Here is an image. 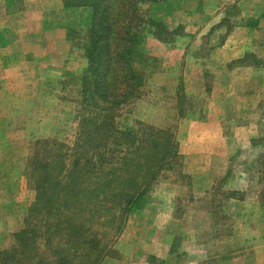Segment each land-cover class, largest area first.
Returning a JSON list of instances; mask_svg holds the SVG:
<instances>
[{
    "label": "rangeland",
    "instance_id": "rangeland-1",
    "mask_svg": "<svg viewBox=\"0 0 264 264\" xmlns=\"http://www.w3.org/2000/svg\"><path fill=\"white\" fill-rule=\"evenodd\" d=\"M119 1L121 2V0H116L113 5L116 11H119L117 3L121 5ZM123 1L121 2L123 9L124 7L131 9L132 5L138 7V9L136 8L138 12H134L136 16H132V20L129 19L132 22L131 26H138L135 29L136 50L144 54L140 50L141 41L150 34H154L162 40L169 38V21L171 19L169 20V15L166 14L167 11L150 12L144 8L146 2L135 3V0H130L129 5H124ZM163 1L165 0H159L157 3L160 4ZM252 5L248 2L247 9L240 5L238 11H233L230 14H237L236 22L242 25L245 24L247 17L241 18V14L246 12V16L249 17L250 21L257 24L255 28L250 29V35L248 36L249 38L253 36L255 53L239 60V62L232 63L229 68L221 69V71L215 70L217 72L215 76L218 77L216 79L217 83L221 82L223 85L230 83L228 91L221 94L215 93L218 100L223 95L222 100L227 103L226 107L222 108V115L223 117L232 115L231 126L237 124L238 128L234 134L235 139L225 140L221 149L222 155L218 161L220 167L217 166L222 172L221 176L214 177L213 180L210 179V176L214 174L209 173L210 176L206 179L207 187L210 182L215 183V187L206 192V197L214 196L216 200H222V203L215 205L206 203L207 212L220 213V215L216 214L215 217L213 214L207 215L205 221L207 228L205 238L207 241L205 243L207 261H223V259H227L225 256L229 258L231 250V258L237 259V264H246V259L249 258L252 252V250L247 251L248 247L259 249L257 252L259 260L264 255L261 251L264 249V219L260 214L262 209L259 208V214L255 213L252 218L251 209L246 206L247 200L252 201L254 199L253 201L256 203L264 195V49L262 47L264 30L261 27L262 11L260 8L255 7V4ZM228 28L229 24L221 29V32L213 31L215 34L213 42L207 44L208 47L212 44L217 45V40L221 38L223 33H228ZM29 30L25 31L26 34ZM18 32L14 30L15 34ZM86 35L88 39L85 41L84 46L87 48L91 40L88 32ZM0 39L4 42L6 40L4 30L0 33ZM22 39L30 43L26 36ZM1 46L2 43H0ZM30 46L31 44L26 45L29 49ZM142 47L145 51L165 53L168 51L169 44L148 47L143 43ZM197 49H199L196 50L197 52L205 53L207 46L202 45ZM2 62L11 65L14 69L13 75L9 77H11L13 87L18 89L0 92V251H7L6 256L9 257L13 254L11 248L15 245V235L26 228V217L36 200V188L38 186L45 185L48 196L53 194L55 197L58 194L53 190L54 182L61 179L70 181L73 179L72 177H76L78 184L83 185V188L90 190V185H93V182L101 183L102 180L109 183L112 190L113 185L120 183L121 180L128 181V179H131L136 167L145 170L148 168L155 169L161 163L169 165L163 160L152 161L153 156L150 155L152 142L155 141L157 145H160L164 137L160 133L155 139L154 136L149 134V132L151 133L150 127L154 130L169 128V124L151 121L153 116L154 119H163L161 115L152 114V108L158 110L156 107L159 106L158 112H165L166 108H160V106L161 104L167 105L164 94L152 92L151 87L159 83L169 82V80L166 81L164 76L152 79L146 74L151 66L159 74H163L162 71L168 66L166 61L155 59L152 63L149 62L147 57L139 60L136 69L143 75L142 85L137 87L139 96L133 101L127 100L126 103H102L103 100L100 99V96L94 98L88 90V88L92 90L93 82L89 75L86 76V69L78 76H73L67 71L63 75H49L46 72L45 77L43 75L40 81H37L38 77H35L36 74L34 73L38 69L34 67L27 70L14 68L12 64H16L17 61L12 56L8 57L7 60L3 59ZM235 67L246 69H241L230 75L231 70ZM27 72H33V74H27ZM23 82L28 83L21 85ZM21 87L26 91L22 90ZM29 88L32 90H28ZM95 99L98 104L95 103ZM185 99L186 95L184 96ZM205 99L207 97L199 98L196 93L192 92L188 96L189 105H195L197 100H199L197 104L200 105ZM152 101L157 102L158 106L153 105L152 107ZM136 103L138 104L136 105ZM101 107L108 109L106 113L112 117L114 130L109 134L105 152L99 149L98 154V152H94L95 145L99 142L95 138L100 136L101 132L98 129H96L97 131L94 130V125L103 118ZM97 115L100 116L92 125L87 127L95 118L94 116ZM228 119L230 120L229 117ZM229 127L230 125L227 123L223 125V131L227 135L230 133ZM86 132V141L79 147L78 139L82 137L85 140ZM251 139H253L252 143ZM167 140L169 142V137ZM72 149H76V151L71 152ZM124 152L128 153L123 155ZM72 159L77 161L76 167H73ZM101 161L104 165L103 170H95L93 165L95 164V167H98ZM177 171L175 169L170 174L169 171L162 174L159 171L157 173L158 177L161 174L159 181L153 188L150 186L139 201L144 200L149 195L151 198V195L172 194L171 191L174 190L170 189L169 191V179L177 178V173L173 174ZM142 175V173H139L137 176L139 178ZM137 181L139 182L138 179ZM141 181H143V177ZM154 182L155 180L152 183ZM46 191L42 190L41 192L46 194ZM82 193L84 192L82 191ZM110 196H114L113 190L110 192ZM229 197L237 199L238 203H226L225 200ZM110 201L109 211H116V204L113 203L115 200L110 199ZM149 201L151 202V200ZM149 201L148 203L144 202V204H135L134 209H131V212L124 216L122 224H120L118 216L116 220L111 219V212H109L107 220L105 217V228L108 232L106 241H109L110 249H112L105 258L115 259L113 249L119 251L124 245V242H118L117 238L118 234L123 232L125 224H128V226L133 224L132 227L137 229L147 224L148 216H142V214L143 212L148 213L150 210L152 205ZM213 206H216V208H213ZM46 213L45 208L37 216L39 219H36V222L34 221L33 227L40 242L41 249L39 252L42 260L52 261L51 247L61 246L67 249L70 245L67 242V236L63 235L61 238L53 234L54 227H52V224L55 223V219L53 217L49 218ZM66 217H69V214H65V219L61 221L64 228L66 224L71 226V223L89 224L93 227L94 222H96L94 219L84 217L77 220V217L73 215L71 219H69L70 217L66 219ZM132 220L135 223L138 222L139 225L136 227ZM61 225L59 230L63 229V234L64 228ZM119 226L120 230L115 235ZM229 231H232L231 235H229ZM137 238H141L140 232H137ZM64 240L66 243H63ZM145 240H147L146 235L143 236L141 242ZM193 240V249L184 253L186 256H191L192 260L197 259V236ZM202 240H200V243H202ZM22 252L24 257L21 261L30 260L28 251L24 250ZM34 255H36V252H34ZM55 256L57 257V255ZM0 264H2L1 261Z\"/></svg>",
    "mask_w": 264,
    "mask_h": 264
},
{
    "label": "crops",
    "instance_id": "crops-1",
    "mask_svg": "<svg viewBox=\"0 0 264 264\" xmlns=\"http://www.w3.org/2000/svg\"><path fill=\"white\" fill-rule=\"evenodd\" d=\"M71 2L69 0H0V33L4 30L6 38L5 42L0 39L2 43L0 92L18 90L13 87L9 77L13 75L14 69L11 65L2 62L10 56L17 61L16 64H12L14 68L38 69L34 73L35 77H38L37 81H40L43 75L45 77L46 72L49 75H63L69 72L73 76H78L85 71L88 60L84 44L88 39L86 34L89 33L92 25L93 9L90 4ZM157 2V0L147 2L144 8L150 12L167 11L166 14L169 15V20L171 19L169 38L162 40L150 34L141 41L140 50L149 62L153 63L157 59L166 61L168 65L162 71L163 74L152 69V66L146 74L152 79L164 76L166 81L169 80L151 87L152 92L164 94L167 100V105L160 106L166 108L165 112H158L157 102L152 101V107L158 106L156 107L158 110L151 107L152 114L161 115L163 119H154L153 116L151 121L169 124V128L155 130L169 134V165L163 166L160 171L161 174L166 171L170 174L176 169L178 171L173 174L177 173V178L169 179V191L174 190L171 191L172 194L169 192L170 194L145 197L143 204L151 200L149 202L152 205L148 213L142 214L148 216L147 224L139 229L133 228V224L129 226L125 224L123 232L118 234L117 238L118 242H124L121 250L113 249L116 258H104L100 264H237V259L231 258V250L230 253L228 252L229 258L225 256L227 259L223 261L206 260L205 221L209 214H213L214 217L216 214L220 215V213L207 212L206 203L213 205L222 203V200H216L214 196L206 197V192L215 187L214 182H210L207 187L206 179L210 176L209 173L214 174L210 176L213 180L214 177L221 176L218 163L222 155L221 149L225 140L235 139L234 134L238 128L237 124L231 126L232 115L228 116L230 120L222 115V108L227 104L222 100L223 95L219 100L215 97L216 92L221 94L228 91L230 83L225 85L221 82L217 83L218 77L215 75L217 70L229 68L232 63L255 53L253 36L250 38L248 36L250 29L255 28L257 24L250 21L246 12L241 14V18L247 17L245 24H237L238 15L230 13L238 11L240 5L247 9L248 2L255 4V7L262 11L261 27L264 30V0H165L160 4ZM133 8L138 11L136 5ZM227 24H229L228 33H223L217 40V45L212 44L208 47L207 44L213 42L214 32H221ZM27 29L30 30L26 34ZM14 30L19 31L17 34L21 36H14L17 35ZM24 36L30 40V43L22 39ZM263 41L264 39L262 40L264 49ZM143 43L148 47L169 44V48L165 53L150 52L143 49ZM28 44H31L30 49L26 47ZM202 45L207 46L206 52H197L196 50H199L197 48ZM241 69L246 68L235 67L230 75ZM26 84L21 83V85ZM22 90L26 91V89ZM190 92L196 93L199 98L207 97V99L200 105L197 104L199 100L195 102L197 105H189ZM225 123L230 125L228 135L223 131ZM252 141L253 139L251 143ZM161 174L151 184L152 188L159 181ZM253 200L246 201L247 208L251 209L252 218L262 209L260 214L264 219V195L258 200L259 202L255 203ZM225 202L236 204L238 200L229 197ZM134 220L132 223H135ZM138 225L139 223L136 222L135 226ZM137 232L141 233L140 239L137 238ZM228 233L231 235L232 231ZM145 235L147 240L141 242ZM196 236L197 259L192 260L191 256H186L184 253L193 249V239ZM253 248H247V251L252 250V252L246 259V264H264V255L259 260L257 254L259 249ZM261 251L264 253V249Z\"/></svg>",
    "mask_w": 264,
    "mask_h": 264
},
{
    "label": "trees",
    "instance_id": "trees-1",
    "mask_svg": "<svg viewBox=\"0 0 264 264\" xmlns=\"http://www.w3.org/2000/svg\"><path fill=\"white\" fill-rule=\"evenodd\" d=\"M69 1L83 5L90 4L93 9V21L88 33L91 42L86 48L88 60L86 76L89 75V78L93 82L92 90L88 88L91 95L94 98L100 96V99L103 100L101 101L102 103H126L127 100H135L139 96L137 87L141 86L143 82V75L137 71L136 67L138 66L139 60L146 59V57L136 50L135 29L138 26H131L132 22L129 20L130 18L132 20V16H136L134 12H138L134 10V5H132L131 9L129 7H124L123 9L121 6L123 0H121V2L119 1L121 5L117 3V9L119 11H116L113 7L116 0ZM150 1L153 0H135V2L146 3ZM123 3L124 5H129L130 0H124ZM129 12L131 13L130 15ZM107 96L109 97L105 98ZM95 103L98 104L96 99ZM100 110L103 113V118L94 125V130L98 129L101 132L100 136L95 138L99 142L95 145L94 152H98V154L100 152L99 149L105 152L109 134L114 130L111 121L112 117L106 113L108 109L101 107ZM99 116H94L95 118L87 127L92 125ZM150 130L151 133L149 132V134L154 136L155 139H157V135L160 133L164 137L163 139L160 136L163 139L160 145H157L155 141L152 142L150 151V155L153 156L152 161L163 160V162L165 161L166 164H169V142H167L169 134L166 132H155L152 127H150ZM86 138L87 132L85 140L82 137L78 139L79 147L86 141ZM163 146L165 147L161 148ZM72 151L74 152L76 149H72ZM102 151L101 155L103 154ZM127 153L124 152L123 155ZM71 163L73 167H76L77 161L72 159ZM163 164L161 163L155 169L148 168L144 170L140 167L134 168L131 179H128V181L121 180L120 183L113 185L112 190L114 196H110L112 190L109 183L102 180L101 183L93 182V185H90V190L85 187L83 188L81 184L79 185L76 177H72L73 179L70 181L67 179L57 180L53 183V190L58 194L55 197L53 194H49L48 196L45 185L38 186L36 188V200L29 209L26 217V228L15 235V245L11 248L13 254L8 257V255L6 256L7 251H0V261L2 264H100L111 251L109 241H106L108 232L105 228V217L107 220V216L111 212L109 211L110 199L115 200L113 203L117 207L116 211L111 212V219L116 220L118 216L119 222L122 224L124 216L131 212V209H134L133 206L137 203H143L144 200H139L145 195L147 189L157 178V173L165 166ZM93 166L95 170L102 171L104 165L101 161L98 167H95V164ZM139 173L143 174V181L141 182L142 177L138 178L137 176ZM42 190H45L46 194L45 192L42 193ZM82 191L84 193L81 194ZM45 208L47 216L55 219V223L52 224V227H54L53 234L61 238L63 235L67 236V242L70 245L67 249L61 246H59L60 248L51 247L52 261L42 260L39 252L41 249L40 242L33 227L34 221L39 219L37 216ZM65 214H69L70 217H66V219H71L73 215L77 217V220L84 217L86 219H94L96 222H94L93 227L89 224L80 225L71 223V226L66 224L64 228L61 225V221L65 219ZM60 225L64 228L63 234V229L59 230ZM119 230L120 226L115 235ZM63 243H66L65 240ZM24 250H27L28 254H30L28 257L30 260L26 262L21 261L24 257V253L22 252ZM34 252H36L38 257L34 255Z\"/></svg>",
    "mask_w": 264,
    "mask_h": 264
}]
</instances>
